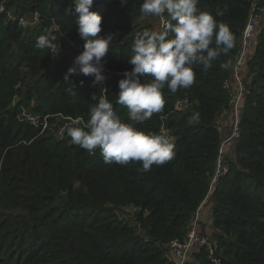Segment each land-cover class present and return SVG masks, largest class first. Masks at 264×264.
I'll return each mask as SVG.
<instances>
[{
    "label": "trees",
    "instance_id": "obj_1",
    "mask_svg": "<svg viewBox=\"0 0 264 264\" xmlns=\"http://www.w3.org/2000/svg\"><path fill=\"white\" fill-rule=\"evenodd\" d=\"M138 1L94 0L90 9L102 17L100 35L118 32L102 59L111 72L104 86L94 83L91 75L73 74L65 80L70 65L57 61L54 70L42 72L24 92L26 75L40 72L52 59L51 50L35 47L40 35L51 33L57 44H63L60 32L66 31L73 42L83 46L85 41L76 30L73 0H0L6 11H14V17L37 14L42 21L35 30H23L10 20L3 24L7 14H0V148L4 152L0 209L21 210L12 221L0 222V229L6 226L5 233L20 236L31 231L37 237L28 246L27 256L16 264H44L47 259H52L50 264H174L163 256L162 247L184 239L205 199L214 204L217 246L212 256L218 263L200 247L193 255L197 264H264V25L246 63L253 77L238 114L237 137L230 140L235 158H222L223 174L209 194L217 159L224 155L217 120L227 114L234 117L232 73L253 0H199L198 8L226 23L236 42L208 71L194 67L196 80L189 89L171 93L165 88L163 111L136 125L172 137L176 155L168 163L153 165L148 172L142 171L140 162L106 164L99 149L90 154L73 144L67 129L66 137L58 140L52 133L39 134L38 129L18 121V112L36 93L32 112L41 118L60 114L87 121L91 106L107 95L117 115L128 122V109L116 102V95L123 78L118 73L133 67L128 63L131 46L136 34L144 31L126 36L128 23L141 17ZM218 9L223 10L222 16L216 15ZM53 25L59 31L49 32ZM227 60L232 67L224 70L220 64ZM23 67L28 70L23 72ZM226 82L229 88L224 87ZM71 85L76 95L67 91ZM15 98L21 100L15 102ZM179 100L189 103L184 112L175 110ZM194 112L200 114V122L189 125ZM60 195L65 197L61 209L52 206L62 199ZM44 204H48L46 209H42ZM107 204L138 209L135 217L148 240L134 234L130 224L112 214ZM86 210H92L93 216H85L82 211ZM4 215L0 213V219Z\"/></svg>",
    "mask_w": 264,
    "mask_h": 264
},
{
    "label": "clouds",
    "instance_id": "obj_2",
    "mask_svg": "<svg viewBox=\"0 0 264 264\" xmlns=\"http://www.w3.org/2000/svg\"><path fill=\"white\" fill-rule=\"evenodd\" d=\"M126 2L121 0V3ZM73 3L76 30L85 43L83 51L75 57V66L67 70L65 80L70 75L83 74L94 76V83H100L106 79L101 61L109 52L113 36L100 35L102 17L90 10L94 0H73ZM198 4L199 0H143L141 16L160 17L164 22L159 30L136 34L131 46L132 55L128 58L133 67L125 70L118 81L116 102L128 109L129 121L117 115L107 95H101L91 106L87 121L78 117L67 126V135L73 144L90 154L99 149L106 164L140 162L144 172L175 157L172 137L146 132L136 125L163 111L165 88L171 93L189 89L196 80L194 67L202 66L208 71L215 61L235 47L236 37L230 27L218 22L211 13L201 11ZM216 15L222 16L223 10L218 9ZM56 41V35L45 33L37 38L35 47L58 49V54L60 44L58 46ZM220 67L230 69L231 60L222 62ZM67 91L71 95L77 94L72 85ZM102 91L107 89L102 88ZM92 99L96 100V96ZM199 122L198 112L187 121L189 125Z\"/></svg>",
    "mask_w": 264,
    "mask_h": 264
},
{
    "label": "rangeland",
    "instance_id": "obj_3",
    "mask_svg": "<svg viewBox=\"0 0 264 264\" xmlns=\"http://www.w3.org/2000/svg\"><path fill=\"white\" fill-rule=\"evenodd\" d=\"M9 1V0H7ZM143 0H139L138 1V6L141 7ZM1 12L6 13V17L3 20V24H6L8 22V20H10V18H13L14 15V11L13 10H8L6 11L5 7L3 5H0V14ZM37 14L34 15H20L17 16L18 18H21L25 21H30L32 20L33 17L37 18ZM38 19V18H37ZM40 20V19H39ZM42 21L40 20L38 23H36L33 27V30L37 29L40 25H41ZM127 31H126V36L135 34L138 30H159V24H158V17L152 16V17H140L139 19H135L131 22L128 23V26L126 27ZM51 31H59L58 27L56 25H53L50 27L49 32ZM66 31L64 32H60V39L63 42V44H60V49L59 52L57 54L58 49H55L52 53V59L51 61L44 66L43 68H41L40 72H37L34 70V73H28V75H26V82L24 86V92L27 90L28 88V84L29 83H34L39 75L42 72H46V71H52L54 70V65L55 62L57 61H65L66 64H69L70 67H74V60L75 57L77 55H79L78 52H76V49L74 48L73 45H77V42H73V44H70L68 42H66L64 40L63 37H67L65 34ZM259 32V31H258ZM258 32L256 33L255 37L253 40L256 41V39L258 38ZM67 40H70L67 37ZM59 44H57L59 46ZM256 45V44H255ZM254 47V46H253ZM26 70H28L26 67H23V72H25ZM83 75V74H81ZM35 92V91H34ZM37 94L33 93V96L30 101L29 105H23V107L21 108V110L18 112L17 117H21L22 115H30L32 117H35L37 115L33 114L32 109L35 106V102H37ZM46 98V95L44 96ZM19 102V100H21V98H15V102ZM54 106V105H53ZM22 121V120H20ZM234 122L235 119L234 117H232L231 115L227 114L225 116H223L222 118H219L217 120L218 123V128L220 129V133H221V137H222V149L224 152V155L222 156V158L224 157V159L227 157L228 159H232L234 160L235 155H234V151H233V145L230 144L231 142L229 141L227 144H224L225 140H228V138L230 137L231 133L233 132L234 129ZM21 123H25V122H21ZM54 130L50 129V132H46L47 133H52L53 134ZM20 137V136H19ZM19 140V139H18ZM18 141H16L17 143ZM72 144V143H71ZM5 149H3L4 151ZM4 155V152H2V148H0V165L2 162V157ZM221 167V165H220ZM218 182L215 181V183L213 184V186H216V183ZM215 188H212L209 191V194L212 195V193L214 192ZM210 195V196H211ZM62 197V199L57 200L52 206H55L56 208H62L63 204H64V200L65 197H63L62 195H60ZM60 197V198H61ZM0 204H1V200H0ZM210 205H212L213 208V201L211 200H204L203 203L200 205L201 208V214L199 216V224L197 223V228L198 231L202 232V237L205 238L212 246V249L214 251L215 246H217V242H216V232L213 230V227L211 226V221L210 218L212 216H210V214L212 213V210L210 211ZM48 207V204H44L42 206V209H46ZM1 208V205H0ZM106 208L109 209V211L116 215V217L120 220H124L127 223H129L130 225V229L133 231L134 234H136L137 236H139L140 238H143L145 240H148L147 234L145 233V231L143 230L141 224L137 221L135 214L138 213V209H136L133 206H127V205H115V204H107ZM6 211V210H5ZM5 211H1L0 209V213H4V217H2L0 219V222H4V221H12L13 219V214L16 212H21V210L19 208L15 209L14 213L11 212H5ZM83 213H85V216H87L88 218L92 217V210H86V211H82ZM11 216V219H7L6 217ZM80 218V217H79ZM200 225V228H199ZM6 226H4L2 229H0V264H16V262H18L19 259H24V257L27 256V250H28V246L32 245V240L34 238H37L34 236V233L31 231H27L24 236H20V233H12L10 235H8L6 229ZM2 235L3 238L1 237ZM8 237V238H7ZM44 237V236H41ZM39 238V237H38ZM5 241V242H4ZM3 243V245H1V243ZM34 244V243H33ZM215 245V246H214ZM206 249V251L208 252V249L206 247H204ZM198 250V249H197ZM195 250V252L197 251ZM162 252H163V256L171 261V262H178V258H177V250H173L171 249V246H164L162 247ZM194 252V253H195ZM194 253L188 258L187 262L185 264H197V262L195 261V257L193 256ZM52 261V259H47V262H45L44 264H50ZM175 264V263H174Z\"/></svg>",
    "mask_w": 264,
    "mask_h": 264
},
{
    "label": "built area",
    "instance_id": "obj_4",
    "mask_svg": "<svg viewBox=\"0 0 264 264\" xmlns=\"http://www.w3.org/2000/svg\"><path fill=\"white\" fill-rule=\"evenodd\" d=\"M166 16V14H165ZM38 18V16H37ZM36 17H33L32 20L25 21L18 17L10 18V21L15 22L20 28L23 30L27 29H33L34 25L38 23L40 20ZM163 19L158 17V24L159 29L161 28L163 24ZM264 25V0H253L251 4V9L249 12V17L246 21V24L243 28L242 35H241V46L239 50V54L235 60L233 73H232V82L235 85V91L234 95L231 100V106L233 115L235 118L234 122V129L232 132L231 137L224 142V144H227L232 138L237 137V123H238V114L240 111V108L242 106V103L244 101V96L247 94V87L250 86L253 74L249 75L246 68L247 61L252 57L253 55V46H255L254 37L256 33L261 29V27ZM67 36V32H65ZM118 32L113 33V41L116 39ZM64 40L70 44H73L72 40H67V37H63ZM108 34H105L103 36H106ZM112 41V43H113ZM111 43V44H112ZM76 49V52L79 54L83 51V46L81 44L73 45ZM55 49L51 50L52 52ZM102 67H103V75L106 77V79L111 76V72L107 70L105 67L103 61H101ZM244 71H246V74H244ZM119 76H122L123 73H118ZM106 79L102 82H100L103 86L105 85ZM225 88L230 87V83L226 82L224 84ZM189 103L187 100H179L175 104V110L178 112H184L189 107ZM36 115V114H35ZM55 119V122H50L49 120ZM22 120V121H20ZM75 120L70 117H63L60 114L59 115H46L44 117L35 116L32 117L30 115H22L21 117H18V121L25 122V124H28L34 129H38L41 133L50 132V129H53V136L58 140H63L66 137V129L67 126H70L72 121ZM62 123V124H61ZM220 153H222V150H220ZM221 162H222V156H219L217 159V172L215 176L212 179L210 190L213 188V184L215 181L219 179V177L223 174L221 171ZM201 214V208L199 207L195 214L193 219L191 220L189 230L187 234L185 235L183 240H174L172 241L168 246H171V249L177 250V258L178 262H174L175 264H185L188 260V258L200 247H206L208 249V253L211 255V259L214 263H218V261L212 256L213 249L211 244L202 237V232L200 229V232L197 228V223L199 224V216ZM200 228V225H199Z\"/></svg>",
    "mask_w": 264,
    "mask_h": 264
},
{
    "label": "crops",
    "instance_id": "obj_5",
    "mask_svg": "<svg viewBox=\"0 0 264 264\" xmlns=\"http://www.w3.org/2000/svg\"><path fill=\"white\" fill-rule=\"evenodd\" d=\"M255 50V47L253 48V52ZM212 210V205H210V211ZM210 216H212V213L210 214ZM210 221H211V226H212V217L210 218Z\"/></svg>",
    "mask_w": 264,
    "mask_h": 264
}]
</instances>
